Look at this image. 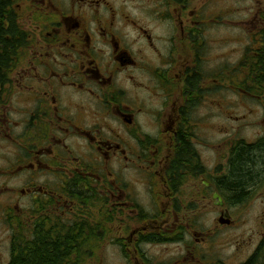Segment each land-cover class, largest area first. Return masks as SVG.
Instances as JSON below:
<instances>
[{
	"label": "flooded vegetation",
	"instance_id": "af4514ba",
	"mask_svg": "<svg viewBox=\"0 0 264 264\" xmlns=\"http://www.w3.org/2000/svg\"><path fill=\"white\" fill-rule=\"evenodd\" d=\"M5 1L0 14L21 16L28 43L11 87L0 86V264L73 230L88 244L72 254L101 253L93 240L107 239L127 264H149L145 247L171 244L183 260L220 264L185 245L213 232L196 227L194 202H212L215 227H233L230 208L264 198V178L228 199L219 182L227 163L211 171L192 141V109L207 92L197 87L210 44L207 0ZM256 18L255 48L264 8ZM136 172L164 203L160 214L131 190ZM246 243L251 252L235 264H264V224Z\"/></svg>",
	"mask_w": 264,
	"mask_h": 264
},
{
	"label": "rangeland",
	"instance_id": "374dc122",
	"mask_svg": "<svg viewBox=\"0 0 264 264\" xmlns=\"http://www.w3.org/2000/svg\"><path fill=\"white\" fill-rule=\"evenodd\" d=\"M206 7L210 12L207 28L210 44L205 48L206 59L200 62L201 74L198 75L197 87L205 88L207 92L195 100L191 123L194 125L192 141L200 161L214 172L215 167H222L221 164L226 163L225 158H229L228 150L234 140L250 144L264 134V90L262 89L261 96L253 98L233 90V83L239 76L238 63L248 52V41L258 20L256 13L264 8V1L207 0ZM251 52L252 50L249 55ZM233 71L236 72L235 77ZM148 186V177L145 179L136 172L132 178L131 190L148 213L160 214L164 203L159 198L156 202L150 199ZM261 200L264 198H259L254 193L243 205L231 207L230 213L235 222L233 227H215L219 214L212 202L206 206L200 201L194 202L195 209L189 215L196 227L202 232L208 229L213 232L206 234L205 243L196 242L194 238L199 236L195 235L188 242L185 240V245L192 249L200 246L199 251L210 255L211 260L221 261L220 264L237 263L241 259L240 255L251 252L253 247L246 242L249 239L253 242L264 224V202ZM2 231L5 233L3 225ZM93 245L103 249L102 252L84 255L81 264H127L117 245H109L107 239L93 240ZM145 250L149 264H198L196 260L192 261L191 255L183 260L185 251L180 252L173 244L145 247ZM197 252H194L196 256Z\"/></svg>",
	"mask_w": 264,
	"mask_h": 264
},
{
	"label": "trees",
	"instance_id": "16d2710c",
	"mask_svg": "<svg viewBox=\"0 0 264 264\" xmlns=\"http://www.w3.org/2000/svg\"><path fill=\"white\" fill-rule=\"evenodd\" d=\"M0 0V8H1ZM7 1L3 0V6ZM20 15L14 16L11 12L0 14V86L6 89L11 84V75L28 43L27 30L19 23ZM264 30V29H263ZM260 45L253 47L252 41L256 35L252 31L248 52L238 63L237 79L233 89L238 92L249 90L253 96H261L264 90V33ZM252 50L251 54L249 52ZM234 77L236 72L233 71ZM243 76V78H242ZM191 162V158L189 159ZM264 178V138H259L253 144H246L243 140L237 141L231 148L227 161L226 172L219 182L228 199L242 200L252 185L257 186ZM75 231L67 232L65 239L37 238L34 243L15 255L9 264H81L82 254H72L76 247L84 248L88 244L86 238L77 239Z\"/></svg>",
	"mask_w": 264,
	"mask_h": 264
},
{
	"label": "water",
	"instance_id": "95a60500",
	"mask_svg": "<svg viewBox=\"0 0 264 264\" xmlns=\"http://www.w3.org/2000/svg\"><path fill=\"white\" fill-rule=\"evenodd\" d=\"M214 198H218L220 201H221V199H220V197L215 193L214 194ZM220 205H222V202H220L219 203ZM226 218H228L229 217V214H228V212L226 211L225 212V215H224ZM226 218L224 219V220H220L219 222H221V223H227V220H226ZM223 219V218H222Z\"/></svg>",
	"mask_w": 264,
	"mask_h": 264
}]
</instances>
